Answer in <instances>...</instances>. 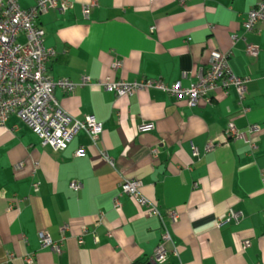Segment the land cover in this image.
Listing matches in <instances>:
<instances>
[{"label": "crops", "instance_id": "crops-1", "mask_svg": "<svg viewBox=\"0 0 264 264\" xmlns=\"http://www.w3.org/2000/svg\"><path fill=\"white\" fill-rule=\"evenodd\" d=\"M262 1L74 0L67 13L39 18L45 46L57 53L52 78L89 79L71 94L56 89L62 110L77 119L94 115L103 133L92 144L79 131L55 151L17 115L0 125V264H156L165 230L171 239L164 264H264V24L247 34L243 27ZM35 2L19 0L23 8ZM234 35L244 40L233 45ZM250 44L259 49L256 57L246 53ZM213 51H230L232 72L250 78L243 103L233 88L191 108L160 90L117 97L99 85L150 78L189 87ZM143 122L154 130L140 132ZM229 122L260 132L247 134L250 144L233 140L225 135ZM123 178L141 181L140 193L163 219L120 194ZM230 210L241 221L218 226ZM39 232L54 242L65 237L62 251L42 247Z\"/></svg>", "mask_w": 264, "mask_h": 264}, {"label": "built area", "instance_id": "built-area-1", "mask_svg": "<svg viewBox=\"0 0 264 264\" xmlns=\"http://www.w3.org/2000/svg\"><path fill=\"white\" fill-rule=\"evenodd\" d=\"M187 1L179 0L182 6H185ZM92 5L94 3L85 6L86 17ZM73 6L74 0H36L33 6L23 8L19 0H0V125H4L10 116L17 115L41 139L43 146H51L55 151L65 150L79 131H85L92 144H97L103 133V124L94 115H87L82 119L73 118L62 110L55 96L57 88L71 94L78 87L87 85L89 79L83 78L81 83L77 84L67 78L54 80L49 73V64L57 57V53L53 48L45 46V31L39 23V18L50 11L63 15ZM258 24H264V0L247 12V18L243 23L245 33L253 32ZM22 36L25 40H21ZM240 40L244 38L232 36L233 45ZM258 51L255 45L250 44L246 47V53L250 57H256ZM231 55L230 51H213L208 66L200 71L197 81L189 87H184L180 81L167 85L162 80L150 78L133 82L106 80L99 82V85L117 97H130L146 90L164 91L176 99H186L191 108L197 107L202 100L212 104L213 95L217 91L228 95L233 88L243 103L247 97L246 86L250 78L238 77L232 72ZM120 66L119 62L114 64V68ZM242 109L244 113L249 111L245 107ZM154 128V124L143 122L139 126V131L151 132ZM258 132L260 128L257 125L250 126L248 132H241L233 122H229L225 135L230 139H242L250 144L247 134ZM212 148L213 144L207 146V150ZM84 154L85 147L82 146L76 155L81 157ZM102 154L107 162L113 164V160L106 153ZM193 155L198 156L195 148ZM141 185L138 179L123 178L119 185L120 194L134 198L140 207L146 209L149 216L163 219L158 207L140 193ZM70 186L74 190L81 188L78 182H72ZM33 187L37 192L39 184L36 183ZM116 204H119L117 200ZM168 216L173 222L178 219L175 211L168 212ZM241 219L240 212L230 210L219 218L218 226L239 223ZM38 237L42 247L49 248L55 253L62 251L65 237H62L60 242H54L47 232H39ZM170 239L169 232L165 230L162 234V243L156 248L153 256L156 264L166 263L168 252L164 243ZM79 241L82 243V238ZM243 247L249 248L250 241L245 240Z\"/></svg>", "mask_w": 264, "mask_h": 264}]
</instances>
